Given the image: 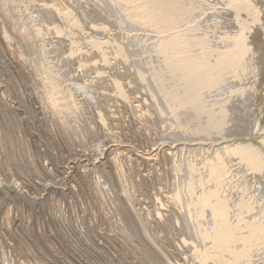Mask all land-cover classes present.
Masks as SVG:
<instances>
[{"label": "bare ground", "instance_id": "1", "mask_svg": "<svg viewBox=\"0 0 264 264\" xmlns=\"http://www.w3.org/2000/svg\"><path fill=\"white\" fill-rule=\"evenodd\" d=\"M0 264H264V0H0Z\"/></svg>", "mask_w": 264, "mask_h": 264}]
</instances>
